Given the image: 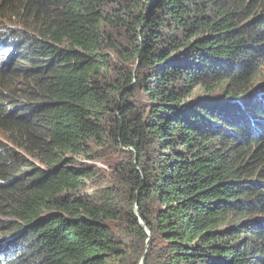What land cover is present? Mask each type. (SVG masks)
<instances>
[{
    "label": "trees",
    "instance_id": "obj_1",
    "mask_svg": "<svg viewBox=\"0 0 264 264\" xmlns=\"http://www.w3.org/2000/svg\"><path fill=\"white\" fill-rule=\"evenodd\" d=\"M0 21L22 28L3 72L38 61L28 99L0 83V264H264V0H0Z\"/></svg>",
    "mask_w": 264,
    "mask_h": 264
},
{
    "label": "rangeland",
    "instance_id": "obj_2",
    "mask_svg": "<svg viewBox=\"0 0 264 264\" xmlns=\"http://www.w3.org/2000/svg\"><path fill=\"white\" fill-rule=\"evenodd\" d=\"M0 24H2L3 26H5L7 29H10L11 31L9 32V34L6 35H2V36H7L2 42L3 44L0 45V83H4L5 86H8L11 88V91L13 94L16 95L17 98H27L29 97V93H34L32 90L29 89V86H33L34 87V83L32 82V78H31V74L32 71L35 69L38 61L35 60L33 62L26 60V61H21L19 60V62L23 63H19V62H15L18 59H13L12 61V65L15 64V69H17L16 71L12 70L11 73H5L3 71H5V69L8 66H5V64L7 62H9L7 60V58L9 57V55L11 54L12 51V44L13 43H19V41H17V37L21 36L22 37V32L21 29L16 25L10 24L6 21H0ZM14 51V50H13ZM27 51H24V53H26ZM30 57H34L32 55H29ZM35 59H43L42 56L37 55V58ZM25 68L26 70V75L22 74L20 72L19 68ZM6 92H8L6 90ZM27 92H29L27 94ZM22 100L23 99H19ZM0 140L5 142V140L3 139V137L0 136ZM81 164H85L87 163L88 165H95L98 168H103V166L100 163H97L94 160H80L79 161ZM0 219H4L0 216ZM5 221V220H4ZM7 233V231H5V229L3 227H0V237L2 236V234ZM10 243H4V245H2V248L7 249L9 247ZM1 257V254H0Z\"/></svg>",
    "mask_w": 264,
    "mask_h": 264
},
{
    "label": "water",
    "instance_id": "obj_3",
    "mask_svg": "<svg viewBox=\"0 0 264 264\" xmlns=\"http://www.w3.org/2000/svg\"><path fill=\"white\" fill-rule=\"evenodd\" d=\"M141 264H144V262H143V261H141Z\"/></svg>",
    "mask_w": 264,
    "mask_h": 264
}]
</instances>
